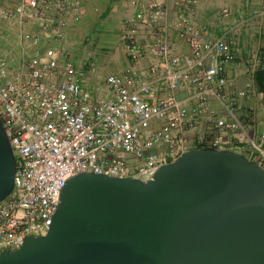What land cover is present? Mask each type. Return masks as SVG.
<instances>
[{
  "label": "built area",
  "instance_id": "obj_1",
  "mask_svg": "<svg viewBox=\"0 0 264 264\" xmlns=\"http://www.w3.org/2000/svg\"><path fill=\"white\" fill-rule=\"evenodd\" d=\"M14 1L12 8L0 6V17L15 20L20 41L33 46L22 47L19 58L0 54V118L16 161L14 189L0 203V254L47 235L72 177L96 174L146 183L160 167L190 151L195 142L188 132L200 114L222 130L246 129L237 99L248 92L227 94L229 70L239 64L228 36L239 34L242 23L213 36L188 22L195 0H173L178 35L188 47L178 55L169 41L139 40L138 28L149 27L153 34L166 16L160 4L142 8L137 19L125 23L123 48L132 62L145 56L160 61L149 68L151 79L133 66L108 76L111 99H105L84 88L85 71L76 68L75 56L64 45L68 29L83 19V0ZM257 1L252 16L264 23V0ZM260 62L258 55L252 58L254 70ZM157 81L169 95L159 97ZM181 91L186 98L177 95ZM212 98L221 103L224 116L211 109ZM188 101L198 104L186 107ZM202 146L220 150L223 139L211 136L193 150ZM253 147L264 155L261 146ZM255 162L264 167V158Z\"/></svg>",
  "mask_w": 264,
  "mask_h": 264
},
{
  "label": "water",
  "instance_id": "obj_2",
  "mask_svg": "<svg viewBox=\"0 0 264 264\" xmlns=\"http://www.w3.org/2000/svg\"><path fill=\"white\" fill-rule=\"evenodd\" d=\"M15 156L0 118V203ZM0 264H264V167L224 149L190 150L144 183L78 174L46 236Z\"/></svg>",
  "mask_w": 264,
  "mask_h": 264
},
{
  "label": "crops",
  "instance_id": "obj_3",
  "mask_svg": "<svg viewBox=\"0 0 264 264\" xmlns=\"http://www.w3.org/2000/svg\"><path fill=\"white\" fill-rule=\"evenodd\" d=\"M195 1L197 3L192 10V14H187L186 16L188 22L205 28L213 36L225 34L226 30L224 29H226L225 26L227 24L230 26L229 28L237 23L243 24L239 34L229 33L228 36L232 42L231 49L237 54L239 64L229 70L230 85L228 86L227 94L231 97L235 92L242 90L248 93L247 97L237 99V114L241 123L246 127L245 130L226 131L219 129L213 122L209 121L207 114H200L196 127L188 132L190 139L195 142L190 150L195 149L196 143L201 140H206L211 136H220L223 139L221 149L241 153L251 161H262L264 155H261L253 147L254 145L257 147L261 146V150L264 153V93L258 90L254 77L255 70L252 65V58L258 55L261 58L260 65L264 69V23L252 16L253 8L256 7L259 1ZM15 3L16 1L14 0H0V6L8 8L14 7ZM83 4V19L80 23L68 29L64 45L69 51L72 49L77 50L74 55L75 59L79 60L80 66L85 71L83 86L97 97L111 99L108 94L106 81H103L100 73L96 71L97 69H93L92 60L95 56H105L106 61L101 62L99 66L104 70L110 67L112 75H120L125 69L133 66L138 71L143 72L148 79L152 78L149 68L160 61L145 56L137 62H132L125 50L122 57L115 56L112 50L113 46H110L108 41L106 42L107 45L104 41L106 39L103 37L107 29L113 30L114 28V20L108 22L107 13H109V16L116 15V17L125 15L122 41L123 35L129 28L125 24L127 20L137 19V15L142 8L160 4L166 9L165 18L158 22L153 34L152 29L149 27L138 28L137 37L143 43L169 41L173 44L175 54L178 55H184L188 51V47L178 35L176 22L179 18V13L173 7V0H83ZM225 11L228 12L227 17L223 15ZM217 12H222V14L218 16ZM17 25L15 20L7 21L0 17V54L19 58L22 47L33 46L29 42L20 41L19 27ZM98 47L100 48L98 49ZM158 77H161V75L158 74ZM155 86L162 88L159 97L169 95L170 91L165 88L162 81H157ZM177 95L181 98L187 97L185 91H181ZM197 104V101H188L185 105L186 107H194ZM210 107L219 116H224V109L221 103L214 98L210 99Z\"/></svg>",
  "mask_w": 264,
  "mask_h": 264
},
{
  "label": "rangeland",
  "instance_id": "obj_4",
  "mask_svg": "<svg viewBox=\"0 0 264 264\" xmlns=\"http://www.w3.org/2000/svg\"><path fill=\"white\" fill-rule=\"evenodd\" d=\"M221 14H222V12H217L218 16H220ZM106 15H108V18H107L108 22H112L114 20V28H113V30L107 29L104 32L103 37L106 39L104 41H105V43L108 41V44L110 46H113L112 50L114 51L113 53L115 54V56L122 57L124 54V48L122 45L121 37L123 34V30H124L123 29V21H124L125 15H120V16L118 15L117 17H116V15L115 16H109V13H107ZM104 17H105V15H104ZM229 27L230 26L228 24H227V26H225L226 29ZM226 29H224V30H226ZM99 48L100 47H98V49ZM71 51H72V56H74L77 50L72 49ZM104 61H106L105 56L99 55V56H95L93 58L92 63H93L94 69L95 70L97 69L96 71L100 73L103 81L105 82L107 77L109 75H112V72L110 71V67L104 70L99 66L101 64V62H104ZM75 64H76V68L78 70H83V68L79 64V60H76ZM0 112H1V110H0Z\"/></svg>",
  "mask_w": 264,
  "mask_h": 264
},
{
  "label": "trees",
  "instance_id": "obj_5",
  "mask_svg": "<svg viewBox=\"0 0 264 264\" xmlns=\"http://www.w3.org/2000/svg\"><path fill=\"white\" fill-rule=\"evenodd\" d=\"M254 73H255V76L254 77H255V80L257 82L258 90L260 92L264 93V69H263V67L261 65H259L257 67V69L254 71ZM202 148H203V146L202 147H199L198 149H202Z\"/></svg>",
  "mask_w": 264,
  "mask_h": 264
}]
</instances>
